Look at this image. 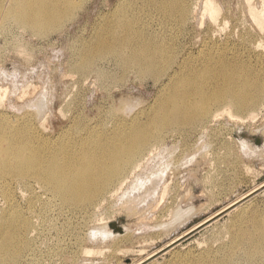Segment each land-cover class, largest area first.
I'll use <instances>...</instances> for the list:
<instances>
[{
	"label": "rangeland",
	"instance_id": "1",
	"mask_svg": "<svg viewBox=\"0 0 264 264\" xmlns=\"http://www.w3.org/2000/svg\"><path fill=\"white\" fill-rule=\"evenodd\" d=\"M81 1V9L58 30L42 36L16 19H0V111L10 117L35 113L50 136L63 134L75 118L95 126L109 112L129 118L128 109H149L164 91L152 77L123 75L105 63L110 80L76 72L78 56L102 34L108 12L106 0ZM215 1L227 19L223 29L213 27V42L234 49L237 58L264 75V37L249 17L246 0ZM252 3L264 13V0ZM199 8L192 21L194 45L205 35ZM246 34L253 36L248 45ZM255 48L262 55L253 52ZM102 84L111 85L104 89ZM263 104L262 98L252 118L249 112L222 114L182 135L166 134L137 172L141 176L132 177L118 195L72 219L47 212L44 235L33 245L35 258L8 264H133L154 252L152 264H264V247L252 250L255 243L247 234L253 220L264 222ZM246 193L250 195L240 211L220 212ZM212 215L216 218L209 224L188 233ZM179 236L184 237L164 248Z\"/></svg>",
	"mask_w": 264,
	"mask_h": 264
},
{
	"label": "bare ground",
	"instance_id": "2",
	"mask_svg": "<svg viewBox=\"0 0 264 264\" xmlns=\"http://www.w3.org/2000/svg\"><path fill=\"white\" fill-rule=\"evenodd\" d=\"M77 1L0 0V19H16L42 36L58 30L80 10ZM252 1L246 0L249 17L264 37V13L257 11ZM105 6L108 12L102 34L78 56L76 72L82 77L96 73L105 79V63L123 75L152 77L164 91L149 109L127 108L129 118L109 112L97 126L75 118L69 123L71 127L57 136L46 134L43 118L39 121L31 111L24 110L18 117L0 111V264L35 258L33 245L44 235L47 212L72 219L76 214L95 211L109 196L118 195L132 177L141 176L137 172L161 147L166 134L182 135L222 114L234 117L249 112L252 118L264 99V75L237 58L234 49L213 42V27L223 29L227 19L215 0H106ZM199 6L201 17L196 20L200 29L205 26V35L194 45L197 33L192 21ZM205 17L209 21L204 23ZM252 37H243L246 45ZM252 51L262 55L258 48ZM109 85L102 84L104 89ZM249 195L220 212L240 211ZM263 223L253 220L247 232L255 243L252 250L264 247V243L256 244L264 241ZM154 254L133 264H152ZM202 261L199 263L212 264Z\"/></svg>",
	"mask_w": 264,
	"mask_h": 264
}]
</instances>
